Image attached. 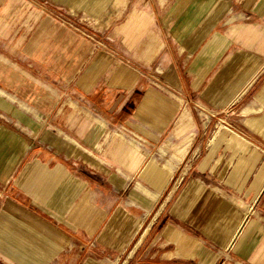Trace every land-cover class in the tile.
I'll use <instances>...</instances> for the list:
<instances>
[{"label": "crops", "instance_id": "obj_1", "mask_svg": "<svg viewBox=\"0 0 264 264\" xmlns=\"http://www.w3.org/2000/svg\"><path fill=\"white\" fill-rule=\"evenodd\" d=\"M53 1L0 0V264H264V0Z\"/></svg>", "mask_w": 264, "mask_h": 264}, {"label": "rangeland", "instance_id": "obj_2", "mask_svg": "<svg viewBox=\"0 0 264 264\" xmlns=\"http://www.w3.org/2000/svg\"><path fill=\"white\" fill-rule=\"evenodd\" d=\"M30 2L31 4H34V10L44 11L46 13L57 10V3L53 0H30ZM62 12L64 11L62 10ZM201 112L215 119L212 129H209L211 132L223 130L235 132L234 126L225 117H222L219 114H213L205 108H201Z\"/></svg>", "mask_w": 264, "mask_h": 264}]
</instances>
